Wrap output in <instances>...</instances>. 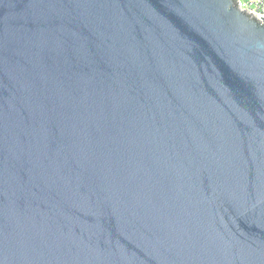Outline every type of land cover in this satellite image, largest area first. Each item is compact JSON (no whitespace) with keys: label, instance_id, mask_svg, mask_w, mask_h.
<instances>
[{"label":"water","instance_id":"1","mask_svg":"<svg viewBox=\"0 0 264 264\" xmlns=\"http://www.w3.org/2000/svg\"><path fill=\"white\" fill-rule=\"evenodd\" d=\"M0 264H264V19L0 0Z\"/></svg>","mask_w":264,"mask_h":264},{"label":"built area","instance_id":"2","mask_svg":"<svg viewBox=\"0 0 264 264\" xmlns=\"http://www.w3.org/2000/svg\"><path fill=\"white\" fill-rule=\"evenodd\" d=\"M239 7L258 20L264 19V0H239Z\"/></svg>","mask_w":264,"mask_h":264}]
</instances>
